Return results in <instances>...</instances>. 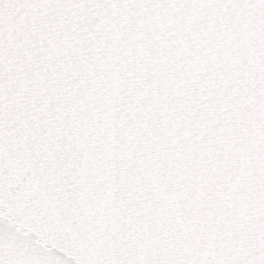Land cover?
Segmentation results:
<instances>
[{"label":"snow or ice","instance_id":"snow-or-ice-1","mask_svg":"<svg viewBox=\"0 0 264 264\" xmlns=\"http://www.w3.org/2000/svg\"><path fill=\"white\" fill-rule=\"evenodd\" d=\"M0 264H264V0H0Z\"/></svg>","mask_w":264,"mask_h":264}]
</instances>
